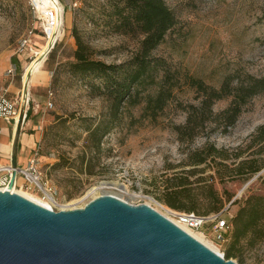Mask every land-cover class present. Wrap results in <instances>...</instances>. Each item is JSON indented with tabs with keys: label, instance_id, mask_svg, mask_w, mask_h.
<instances>
[{
	"label": "rangeland",
	"instance_id": "1",
	"mask_svg": "<svg viewBox=\"0 0 264 264\" xmlns=\"http://www.w3.org/2000/svg\"><path fill=\"white\" fill-rule=\"evenodd\" d=\"M58 1L63 6L61 36L25 86V68L49 38H45L30 0H0V95L7 90L9 98H18V102L21 96L22 101L29 98V105L21 108L28 109L26 120L38 126L39 134L35 153L42 185L29 191L15 189L45 200L43 186L55 198L54 211L85 207L93 200L91 191L95 189L97 197L108 194L132 205L146 204L173 220L166 211H181L170 208L163 198L168 190H187L183 194L190 198L183 199V205L195 206L199 215L221 214L230 225L225 242H219L210 231H200L225 257L232 243L233 220L251 196L264 197V142L256 139L259 128L264 127V93L247 102L231 127L208 122L192 140H181L177 129L186 124L188 107L201 101L187 77L215 89L226 79L234 89L249 77L264 78V0H163L178 23L152 56L164 60L175 75L174 82L179 81L172 91L174 97L154 121L141 116L142 103L126 105L99 152L96 142L88 140L87 129L106 119L111 102L103 91L92 92L89 87L101 85V81L81 80L71 74L74 32L92 49L93 59L113 65L134 58L143 38L116 28L121 18L114 13L127 0ZM34 3L50 23L52 13ZM14 68L11 77L8 71ZM152 74L141 97L159 88L163 72L155 69ZM10 85L15 89H9ZM231 102V96L216 101L213 113H221ZM16 128L21 132V124ZM212 146L224 151L229 160L209 156L203 164H193L198 152H207ZM251 160L257 161L259 172L238 176L229 171ZM18 183L22 185L23 180ZM102 183L124 185L127 193L102 187ZM219 200L222 208L215 211ZM230 260L264 264V239L253 245L241 240Z\"/></svg>",
	"mask_w": 264,
	"mask_h": 264
},
{
	"label": "trees",
	"instance_id": "2",
	"mask_svg": "<svg viewBox=\"0 0 264 264\" xmlns=\"http://www.w3.org/2000/svg\"><path fill=\"white\" fill-rule=\"evenodd\" d=\"M126 11L128 13H125ZM114 14L121 18L120 24L116 26L117 29L142 35L139 52L134 58L121 65L106 64L93 59L92 49L74 32L76 50L73 55L74 61L69 64L70 72L74 77L81 80L101 81V85L89 84V87L92 92L103 91V94L111 102L106 119L100 121L95 127L87 129L88 140L96 142L97 152L100 150L103 139L119 124L121 112L126 105L135 107L142 103L141 116L154 121L173 99L172 91L179 84L178 80L174 82L175 75L166 68L165 61L152 56L154 50L164 42L166 34L178 23L175 14L166 6L165 2L163 0H127L125 7L118 9ZM155 69H161L163 72L159 88L154 94L141 97L145 84L153 80L152 71ZM186 80L190 87L196 89L201 101L197 106L190 105L188 107L186 124L177 129L181 140H192L205 128L208 122L224 128L233 126L247 102L264 93V78L249 77L234 89H231L229 79H226L219 89L206 86L202 81L194 78L187 77ZM227 96L232 97L229 107L215 115L212 110L214 103ZM256 139L260 143L264 142V127L259 128ZM209 156L229 160L224 151H218L212 146L207 152H198L193 164H203ZM235 158L238 159L239 155H236ZM229 171L234 175L241 176L257 173L260 168L257 161L251 160L240 162L233 170ZM184 191L187 192V190H168L163 202L181 213H195V206L186 207L183 205L182 200L190 198L184 196ZM221 208L220 201V207L215 208V211H219ZM233 223H235V228L229 234L232 243L225 255L227 260L234 256V249L241 240H248L253 245L264 239V197L251 196ZM227 235L228 233L226 238Z\"/></svg>",
	"mask_w": 264,
	"mask_h": 264
},
{
	"label": "water",
	"instance_id": "3",
	"mask_svg": "<svg viewBox=\"0 0 264 264\" xmlns=\"http://www.w3.org/2000/svg\"><path fill=\"white\" fill-rule=\"evenodd\" d=\"M0 191V264H237L151 206L104 194L53 211Z\"/></svg>",
	"mask_w": 264,
	"mask_h": 264
},
{
	"label": "built area",
	"instance_id": "4",
	"mask_svg": "<svg viewBox=\"0 0 264 264\" xmlns=\"http://www.w3.org/2000/svg\"><path fill=\"white\" fill-rule=\"evenodd\" d=\"M35 2V1H34ZM30 0L32 10L38 14L42 21V31L46 39L49 38L52 27L54 26V31L51 37H54L55 30L57 28L56 14L55 20L54 16L51 17V23H48L46 18H43L42 14L38 10L36 4ZM76 7V6H75ZM59 32V31H58ZM58 40V38H57ZM57 43V42H56ZM56 45V44H55ZM55 47V46H54ZM15 68L8 71V75L11 77L15 76ZM7 90L0 95V121L7 124L17 125L24 123L27 118V110H23L21 106H28L30 99H25L22 101V96L19 99H11L7 95ZM19 105V106H18ZM24 108V107H23ZM0 174H3L0 178V191H6L9 188L11 179L15 177V181L12 188L20 187L21 189H26L27 191L32 190V188H38L41 184L39 179V168H38V158L37 154H34L29 160L25 168L7 166L0 167ZM23 180L22 185L19 186L18 180ZM173 218L177 222V226L183 230L187 229L192 232H200L207 230L210 231L220 242H225V236L230 230L228 222L222 218L221 214H212L210 216H201L195 213H176L173 214ZM183 226V227H182ZM185 228V229H184ZM186 231V230H185Z\"/></svg>",
	"mask_w": 264,
	"mask_h": 264
},
{
	"label": "bare ground",
	"instance_id": "5",
	"mask_svg": "<svg viewBox=\"0 0 264 264\" xmlns=\"http://www.w3.org/2000/svg\"><path fill=\"white\" fill-rule=\"evenodd\" d=\"M34 1L37 2L42 9L49 10L52 13L51 17L54 16L53 17L54 20H55V14H56V20L55 21H57V28L55 30L54 37H51V35H52L53 31H54V27H55V23H54V26L52 27L51 35H50L49 39L47 40L46 45H44L42 47V50L40 51V54L37 56V58H35L32 62H30L26 66L24 74H23V79H24V85L25 86L27 85V80H28L29 75L32 72H39L40 66H42V64L44 63L47 54L50 52V50L56 44L57 38L61 36L62 25H63V18H62L63 6L61 5V3H59L58 0H34ZM50 23H51V20H50ZM101 186L102 187L111 186V187L120 189L124 193H127V188L124 185H121V184H118V183H102ZM41 190L44 193L45 200H41V199H39V198H37V197H35L33 195L24 193L22 191H17L15 188H12L11 192L17 193V194L27 198L28 200H31L32 202H35L36 204H39V205H41V206H43V207H45L47 209H50V210L54 211V209L52 207V204L54 203L55 198L43 186L41 187ZM91 195H92L93 199L97 198V193H95V189H92ZM80 208H83V207L63 208L61 210L65 211V210L80 209ZM166 212L169 213V214H172V215L175 214V212H172L170 210H167ZM161 214L164 215L169 220H171L172 222L177 224L176 220L171 219L169 216L165 215L164 213H161ZM185 230H186V232L191 234L194 238H196L198 241H200L202 244H204L205 246H207L208 248H210L211 250H213L217 254L221 255V252H219V250L216 248V246L212 245L211 243H209L208 241H206L204 239L205 237H204L203 233H201V232H192V231H189L187 229H185Z\"/></svg>",
	"mask_w": 264,
	"mask_h": 264
},
{
	"label": "crops",
	"instance_id": "6",
	"mask_svg": "<svg viewBox=\"0 0 264 264\" xmlns=\"http://www.w3.org/2000/svg\"><path fill=\"white\" fill-rule=\"evenodd\" d=\"M13 88L15 89L10 85L9 89ZM0 123V167L25 168L32 156L37 154L35 151L39 142V134L36 131L38 126L25 120L21 125V132H17L16 124H7L3 121Z\"/></svg>",
	"mask_w": 264,
	"mask_h": 264
}]
</instances>
